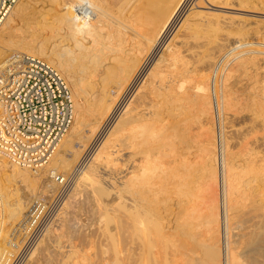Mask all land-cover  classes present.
Segmentation results:
<instances>
[{
  "label": "bare ground",
  "instance_id": "1",
  "mask_svg": "<svg viewBox=\"0 0 264 264\" xmlns=\"http://www.w3.org/2000/svg\"><path fill=\"white\" fill-rule=\"evenodd\" d=\"M24 1L19 0L16 3L0 28V60L6 56L7 51H11L7 45L16 48L12 49L13 51L23 52L13 53L8 58L24 53L31 57L46 58L60 69H57L59 72L64 73L60 72L66 76L65 79L80 102L72 130L63 136L46 164L32 168L0 155V176L11 181V184L6 185L11 194L10 199L12 196L17 198V201L5 198L9 205L5 206L10 210L9 201L13 200L11 204L14 206L16 202V209L20 207V210H23L18 225L23 223L35 200L43 196L53 199L58 195L65 183L63 181L61 186L62 181L58 176L66 178L67 175L62 169L71 170L72 155L81 154L87 142L96 132L98 134L105 120L113 118V123L109 124L111 126L109 130L106 129V135L97 143L98 146L90 160L87 163L83 161L85 164L80 169L77 182L72 183L73 186H69L70 190H67L58 219L52 224L49 235L35 248L29 261L35 259V262L41 264H58L60 257L58 255L55 258L57 247L55 249L52 243L54 240L55 245L65 246L68 243L70 246L69 249H64L65 258L60 264H65V259L70 255L75 257L74 264H264V86L259 88L250 82L258 89L247 93L250 85L245 86L240 95L238 91V96L235 89L239 84L235 83L238 87L233 84L234 87L230 88V79L236 78L233 75L250 63L257 65L256 60L259 59L253 56L245 57L247 49L239 50L236 54L238 56L233 59L236 62L231 64L222 85L219 82L216 85V107L208 72L212 67L206 66L215 65L214 59L223 53L222 48L226 46L221 47L222 44L216 41L220 45L212 52L206 47L208 44H191L192 39L198 42L197 37L201 38L202 33L212 25L217 26V29H222L224 24L233 28L235 26L234 19L229 22L227 17L225 19V16H222L221 19L225 22L219 21L217 17L220 19V15L215 17L214 13L212 15L207 12L209 5H222L224 8V5L228 7L233 3V7H230L233 10L242 8L246 9V12L260 11L264 10V0H192L188 10H185V15L181 13L183 17H180L181 20L177 24L175 21L178 12L187 0H134L136 6L134 5L126 17L121 16L122 11L118 13L119 11L112 10L106 0H59L60 7L56 16L73 43L70 45L62 44L64 40L54 41L50 51L44 43L40 44L37 35L34 38H29L26 34V37H20L19 30L12 24L17 21L15 17L27 19L25 17L32 16L29 15L32 13L29 7L31 4ZM130 1L133 0H113V4L122 7L125 3L127 6ZM55 4L56 2L53 5ZM227 7L225 9H228ZM81 12H87V19L82 18ZM111 12L114 15L112 22L106 20ZM174 23L176 26L173 28L175 30L171 39L164 38L168 40L166 55L154 62L155 65L139 86L137 78L142 72L144 59L158 51L159 42L165 41L160 40ZM225 29L224 31L227 30ZM245 34L241 36L244 37ZM72 44L75 47H72ZM249 50L247 52H250ZM191 61L192 64L196 61L198 66V62H202L200 70L196 64L191 68ZM195 69H198L200 74ZM110 77L114 79L113 84L109 83ZM86 78L92 79H89L92 85L87 82L88 89L91 88V94L93 93L90 96L85 94ZM248 81L246 80V83ZM136 84L138 87L135 88L133 100L130 103L126 101L129 104L125 107L120 104L124 109L116 108L121 97ZM240 86L243 87L242 84ZM231 89H234V95ZM189 102L195 106L193 110L198 125L188 129L191 145L188 146L187 156L180 161L164 160V155L158 150L160 148H156L157 152L153 148L168 140L170 130L178 131L180 121L186 123L188 118L186 121L171 120V123L167 120L172 110ZM231 107H239V110L244 108L246 111L249 109L254 115L253 120L250 118V125L254 122L249 126L250 129H241L245 133L241 137L243 140L236 139L238 143H234L236 147L240 145L241 149L237 152L233 151V141L230 142L227 130L225 131L227 121L223 124L224 131L222 125L220 126L218 142L215 127L213 128V120L216 117L212 115L217 112L220 119L221 111L226 118V111L230 113ZM241 112L239 116L243 114ZM164 113L168 114V118ZM243 126L241 128L246 127ZM238 127L233 130L238 131ZM125 149L129 151L124 156L122 152ZM221 167L224 191L221 189L219 194L220 187L222 188L219 171ZM206 188H209L210 192H207L214 206L212 209L208 208L209 213L203 209L206 205ZM83 190L87 192L86 195H83ZM81 195L86 198L81 199ZM222 198L224 207L221 205ZM168 200L173 203L175 201L177 208L179 207L175 210L176 213L174 212V219L168 218L170 208H163L162 211L160 207L162 202L167 203ZM220 208L224 211H220ZM6 222L4 221L3 230L0 231V241L6 240L7 237ZM78 231L82 236L79 241L76 240L80 237L78 235V238L74 239V232L78 234ZM74 234L75 242L82 240L83 247L80 248V243L76 245L71 240ZM64 235L69 241L68 238L66 240L62 237ZM96 238H100V241L97 242ZM62 240L65 244L60 242ZM96 242L101 246H98L100 251L97 253ZM5 251L8 252L0 248V253H6ZM42 258L44 262H40ZM70 258L67 261H72ZM31 261L28 264H31Z\"/></svg>",
  "mask_w": 264,
  "mask_h": 264
},
{
  "label": "rangeland",
  "instance_id": "2",
  "mask_svg": "<svg viewBox=\"0 0 264 264\" xmlns=\"http://www.w3.org/2000/svg\"><path fill=\"white\" fill-rule=\"evenodd\" d=\"M50 1V0H49ZM56 2V4L58 3V1L59 0H51L50 2H48L47 0H32L31 2H28V0H25L24 2L25 3H30L31 5L29 6L30 7V12L32 11V13L31 14H29V15H32V16H30V17H25V18H27V19H24V17H21V18H19V16L18 17H15V18H17V19H15V20H17V21H14L12 24L13 25H15V28H17V30H19V34L18 33H16V34H18L20 37H26V35H27V37H29V38H34V37H36V35H37V37H38V40L40 41V44L41 43H44L45 45H46V48H47V50H51L52 48V45H54L55 44V42L54 41H63L64 43H62V44H65V43H67V44H70L71 45V42L73 41L72 39V41L71 40H69L70 39V37H69V34L67 33V31L62 27V25H61V23H60V21H59V19L57 18V16H56V14H58L57 12H58V8L60 7V6H58L59 5V3L57 4V7H56V4L55 5H53L55 2ZM108 1H109V3H108ZM106 0L105 2L107 3V5L109 4V6H110V8L112 9V10H114V11H119L118 13H120L121 11V16L122 17H126L129 13H130V11L133 9V7H135L136 5H135V1L133 0V1H130V3H128L127 2V6L124 4L122 7H123V10H122V7L121 6H116V5H114L113 4V0ZM110 1H112V3L110 2ZM125 1H127V0H125ZM129 1V0H128ZM189 1H191L190 3H189ZM193 1L192 0H187V1H185V3L183 4V7H181V9L179 10V12H178V17L176 18L177 19V21H175V23L177 24L180 20H181V18L185 15V12L188 10V8H189V6L191 5V3H192ZM24 3V4H25ZM52 4V5H50V4ZM122 4H123V1L121 2ZM121 4V5H122ZM233 3H230V6L228 5V7L227 6H225L224 5V8H222L223 6L222 5H218V7H213V6H210L209 4V7H208V9H206V11L207 12H211L210 14H212V13H214V14H212V15H214L215 17H217V16H219L220 15V19H219V17H217V19L220 21V20H222L221 19V17L222 16H225V19H226V17H227V19L229 20V22H230V19H234L235 20V22L236 23H238V24H236L235 23V26L236 27H238V28H235V26H234V28L232 27V26H228V25H226V24H224V26H223V28L221 29V28H219L218 27V29H217V26H215L216 27V29H214L215 27H213L214 25H212L211 27H213V29L211 28V27H208V29L205 31L206 33H207V35H206V33L204 32V33H202V35H201V38H200V36H198L197 38H199V40H198V42L197 41H194V39H192L191 40V44L192 45H195V46H197L199 43L201 44V46L203 45L204 46V44L206 45V44H210V42H211V44L208 46V45H206V47L207 48H209L210 49V51L212 50V52L214 51H216L218 48L216 47V46H218V45H220L219 43H221L222 44V46L221 47H224V46H226V47H224V48H222V52L223 53H221V55H219L218 57L216 56V58L217 59H214V61H215V65H208L207 64V68L209 67V66H211L212 68H210V70L208 69V72H209V75H210V82H211V86H213L212 87V90L213 89H215L216 88V85L218 84V82L222 85V83H223V81H224V79H225V75L227 74V72H228V69L230 68V66H232L235 62H236V60H233V59H235V57H237L238 55H236V54H238L240 51L239 50H246V56L245 57H255V58H257V59H259V60H256L257 61V63L259 64V63H261V64H257V65H255V64H252V63H250V64H248L247 65V67L245 68V69H243V70H240V71H238V72H236L233 76H235L236 78H234V80H233V77L230 79V86H232L233 84H234V86H236V87H238V88H236L235 90H237L236 91V93H237V96H238V93H239V95L242 93V90L245 88V86L247 87V86H251L253 83L255 84V85H258V87L260 88V87H263L264 86V55H262V54H264V10H258V11H251V10H247V12L245 11L246 9H239V10H237V9H231L230 7H233V5H232ZM112 5V6H111ZM118 5H120V4H118ZM135 5V6H134ZM187 5V6H186ZM113 6L115 7V8H113ZM54 7V8H53ZM120 7V8H119ZM125 7H126V9H125ZM225 7H227L228 9H225ZM49 8V9H48ZM218 8V9H217ZM187 9V10H186ZM215 9V10H214ZM183 10H184V12H183ZM186 10V11H185ZM197 10H201V9H197ZM221 10V11H220ZM242 10V11H241ZM36 11V12H35ZM44 11V12H43ZM56 11V12H55ZM223 11V12H222ZM229 11V12H228ZM40 12V13H39ZM35 13V14H34ZM183 14V16H182V14ZM234 13H235V15H234ZM37 14V15H36ZM179 14H180V16H179ZM217 14V15H216ZM34 15V16H33ZM112 17H111V16ZM239 15V16H238ZM110 16V18H108ZM109 16L108 17H106V20H108V21H110V22H112V20H114V18H113V13L111 12V13H109ZM232 16V17H231ZM181 17V18H180ZM234 17V18H233ZM23 18V19H22ZM29 18V19H28ZM178 18H180V19H178ZM214 18V17H213ZM223 18V17H222ZM237 18V19H236ZM21 19V20H20ZM36 20V22H35V20ZM175 19V20H176ZM216 18H214V20H215ZM217 19H216V21H217ZM240 19V21L238 22V20ZM25 20H26V22H25ZM241 20L242 21H244V22H241ZM19 21H21V22H19ZM33 21V22H32ZM223 22H225L224 20H222ZM221 21V22H222ZM227 21V20H226ZM17 22V23H16ZM222 22V23H223ZM241 22V23H240ZM175 23L173 24V25H171L170 27H169V30H167L166 32L167 33H165L164 34V36L162 37V39L160 40V41H162L164 38H166V39H168V40H170L171 39V36L174 34V31L173 30H175V29H173V28H175ZM226 23H228V21L226 22ZM250 23V24H249ZM241 24H244V25H242L241 26ZM238 25H240V26H238ZM251 25V26H250ZM173 26V27H172ZM226 26H228V28L230 29V30H228V28L226 27ZM172 27V28H171ZM232 27V28H231ZM242 27V28H241ZM59 30H58V29ZM61 28H62V30H61ZM224 28H226L225 30L226 31H224ZM172 29V30H171ZM221 31H223V32H221ZM247 31H245V30ZM259 29V30H258ZM43 30V31H42ZM55 30H57V31H55ZM212 30V31H211ZM216 32H215V31ZM218 30V31H217ZM241 30V31H240ZM58 31H60V32H58ZM65 31H66V35H64V33H65ZM220 31V32H219ZM245 31V32H244ZM248 31H250V32H248ZM18 32V31H17ZM25 32V33H24ZM56 32V33H55ZM58 32V33H57ZM209 32V33H208ZM219 32V33H218ZM229 32V33H228ZM244 32V33H243ZM262 32V33H261ZM169 33V34H168ZM216 33V34H215ZM218 33V34H217ZM246 33V34H245ZM23 34V35H22ZM24 34H26L25 36H24ZM57 34V35H56ZM62 36H61V35ZM239 36H238V35ZM242 34H245V36L244 37H242L241 35ZM258 34V35H257ZM260 34V35H259ZM206 35V36H205ZM61 36V37H60ZM203 36V37H202ZM205 36V37H204ZM229 36V37H228ZM56 37V38H55ZM246 37V38H245ZM255 37V38H254ZM47 38V39H46ZM197 38L195 39V40H197ZM166 39H164L165 41H162V42H159V47H158V51H156L155 53H152V54H150L149 56H147L144 60V62H143V67H142V72L139 74V76H138V81H137V84L139 85H141L142 84V82H143V80L145 81V77H147V74L149 73L148 71L153 67V65H155V63H156V61H158V59L159 58H162V56H164V54L166 55V53H167V44H168V40H166ZM201 39V40H200ZM204 39V40H203ZM239 39V40H238ZM245 39H246V41H245ZM48 40V41H47ZM206 40V41H205ZM47 41V42H46ZM70 41V42H69ZM201 41H202V43H201ZM216 41L217 42H219V43H216ZM256 41V42H255ZM50 42V43H49ZM194 42V43H193ZM196 42V43H195ZM243 42V43H242ZM246 42V43H245ZM260 42V43H259ZM51 43H54V44H51ZM73 43V42H72ZM199 44V45H200ZM256 44H258V45H256ZM212 45V46H211ZM263 45V46H262ZM74 46V44H72V47ZM236 46V47H235ZM75 47V46H74ZM160 47H162V49L160 48ZM214 47V48H213ZM215 47H216V50H215ZM219 47V46H218ZM232 47V48H231ZM247 47V48H246ZM250 47V48H249ZM7 48H9V49H11V51L10 52H8L7 51V54H6V56L3 58V59H1L0 60V63L2 62V61H4V60H6L10 55H12L13 53H23L22 51H20V50H17V51H13V50H16V48H11V46L10 45H7ZM245 48V49H244ZM250 50H249V49ZM13 49V50H12ZM71 49V48H70ZM234 50V51H233ZM250 51V52H247V51ZM262 50V51H261ZM237 51V52H236ZM253 51V52H252ZM70 52H72V51H70ZM230 54H229V53ZM263 52V53H262ZM158 53H160L159 55H158ZM250 53V54H249ZM252 53V54H251ZM25 54V53H24ZM258 54V55H257ZM261 54V55H260ZM151 56V57H150ZM258 56V57H257ZM37 57H39V56H37ZM220 57V58H219ZM155 58V59H154ZM263 58V59H262ZM39 59H42V60H45V61H47V62H49L51 65H53L49 60H47L46 58H42V57H39ZM148 59V60H147ZM153 61H152V60ZM230 59V60H229ZM232 59V60H231ZM151 62H150V61ZM155 60V61H154ZM260 60H262V61H260ZM232 61H234V62H232ZM238 61V60H237ZM155 62V63H154ZM194 62V61H193ZM198 62V61H197ZM145 63V64H144ZM147 63V64H146ZM200 63V65H201V63L202 62H198V64ZM220 63V64H219ZM222 63V64H221ZM149 64V65H148ZM196 64V67L198 66L197 65V63H196V61L194 62V64H192V61H191V63L189 64V66L192 68H194L195 66H193V65H195ZM232 64V65H231ZM200 65L197 67L199 70H200ZM222 65V66H221ZM254 65V66H253ZM55 68L57 67L56 65H53ZM202 66V65H201ZM148 69H147V68ZM145 68V69H144ZM207 68H206V70H207ZM250 68H251V70H250ZM56 69H58V70H60L58 67L56 68ZM197 69V70H198ZM219 69V70H218ZM258 69V70H257ZM196 69H195V71H197ZM198 70V74H200V71ZM212 70V71H211ZM255 70V71H254ZM243 71V72H242ZM244 71H248V72H244ZM61 73H63L62 71H60ZM242 73V74H241ZM247 73V74H246ZM257 73V74H256ZM64 74V73H63ZM146 76H145V75ZM251 74V75H250ZM253 74V75H252ZM262 76H261V75ZM143 75V76H142ZM245 75H247L248 76V78H251V79H247L246 78V76H245V78H246V80H249L247 83H246V80H245V78H244V76ZM261 77H260V76ZM110 76V75H109ZM114 76V75H113ZM113 76H111V77H113ZM238 76V77H237ZM258 78H257V77ZM66 77V76H65ZM110 77V81H109V83H111V84H113V81L112 80H114L115 79V77H113V78H111ZM142 77H143V79H142ZM217 77V78H216ZM255 77V78H254ZM140 78L142 79V80H140ZM145 78V79H144ZM224 78V79H223ZM243 78H244V80H243ZM253 78V79H252ZM258 79V81H257V79ZM90 80H92L91 78H89ZM88 78H86V84H85V89L87 90L88 89V87L89 86H87V82H88V85H92V83H91V81L89 80ZM217 79V80H216ZM240 79H241V82H240ZM255 79V80H254ZM216 80V81H215ZM220 80V81H219ZM231 80H233V82L231 81ZM237 80H239V81H237ZM263 80V81H262ZM141 81V82H140ZM255 81H256V83H255ZM89 82H90V84H89ZM115 82V81H114ZM239 82V83H238ZM252 84H251V83ZM259 82V83H258ZM238 85H236V84ZM244 83V84H243ZM136 84V86L129 92L128 91V93L126 92L124 95H123V97H121V101L119 102V104L117 105V107L116 108H119L120 110L121 109H124L123 107H125L126 105H128L132 100H133V97L135 96V94H136V89L135 88H137L138 87V85ZM214 84V85H213ZM243 85V87L242 86H240V85ZM259 84H261V85H259ZM263 84V85H262ZM139 85V86H140ZM255 85H254V87H253V85L250 87H248V90H247V93H253L252 91H254V90H257L258 89V87L256 86L255 87ZM70 86V85H69ZM234 86H232V87H230V88H233ZM71 87V86H70ZM91 87V86H90ZM253 87V88H252ZM242 88V89H241ZM251 90H250V89ZM254 88H256V89H254ZM91 88H89L88 89V91H86L85 90V94L86 95H93V93L91 94V90H90ZM241 91H240V90ZM71 90H72V94H73V98H74V102H75V120H74V123H73V125H72V127L70 128V130L68 131V132H70L71 130H72V128H73V126H74V124H75V121H76V116H77V114H78V111H79V107H78V105H79V99H77V97H76V95H75V93L73 92V89H72V87H71ZM217 90V89H216ZM232 91L231 92H233V94L232 95H234L235 94V91H233L234 89H231ZM239 91V92H238ZM133 92H135V93H133ZM89 93V94H88ZM134 94V95H133ZM128 95V96H127ZM131 95V96H130ZM127 97V98H126ZM132 97V98H131ZM92 98V97H91ZM131 98V99H130ZM125 99V100H124ZM130 100V101H129ZM129 102L128 104H127V102ZM120 104L123 106V107H121L120 106ZM125 104V105H124ZM234 107H237L236 105H233ZM194 105L193 104H191L190 102L189 103H184L183 105H181V106H179L177 109H175L174 111L172 110L171 112H170V114H169V116H168V114L166 113V115H165V113H164V116H166V118H168L169 120H167V122L168 123H171L172 121L171 120H173V122H177V121H180L181 119H185V121H186V119L188 118V120L186 121V123H183L182 121H180L179 122V126H178V131H175V130H170V136H169V138H168V140L164 143V144H161V145H155L154 146V150H156L155 152H157L158 150L159 151H161L162 152V154L164 155L163 156V158H164V160H169V161H171V160H173V159H177L178 161H180V160H182V158H184V156H187V152L189 151V149H188V146H190L191 145V140H190V137H189V135H190V133L188 132V129L189 128H193V127H197V125H198V123H197V119H196V114L194 113ZM234 107H231L232 109H235L236 111L238 110V112L240 111H242L243 112V114H242V112H241V116H239V114H240V112L238 113V112H236L235 110L234 111H232V109H230L231 111H230V113L232 114V116H231V114L230 113H228L227 111H226V118H225V116H223L224 114H223V112H221L220 111V119H219V117H218V115L217 114H215V115H212V116H215L216 117V119L214 118V120H213V128H214V131H216L217 132V134H216V132H215V136H216V139H217V142H218V139H219V135H220V126L222 127V131H224V129H223V124H224V122L225 121H227L226 122V124L225 125H227L226 126V128H225V131L227 130V137L229 138V140H230V142L231 141H233V142H231V144H232V146H233V151H235V152H237V151H239V149H241V148H239L240 147V142H239V147H236L235 146V144H236V142L238 143V141L241 139V137H243V134H245V133H243L242 131L243 130H241V129H244V131H246L247 129H250V127L253 125V123L250 125V122H252L251 121V119L253 120V118L252 117H254V115H253V112L252 111H250L249 109H247V111H246V109H240L239 110V107H238V109H236V108H234ZM77 108H78V110H77ZM183 108H184V110H183ZM187 108V109H186ZM186 109V110H185ZM178 110V111H177ZM183 110V111H182ZM244 110V111H243ZM181 111V112H180ZM189 111V112H188ZM229 111V110H228ZM246 111V112H245ZM250 111V112H249ZM236 113V116H234L235 115V113ZM178 113V114H177ZM184 113V114H183ZM237 113H238V115H237ZM177 114V115H176ZM181 114V115H180ZM186 114H188V115H186ZM246 114V115H245ZM251 115V116H250ZM168 116V117H167ZM171 116V117H170ZM249 116V117H248ZM227 117H230V118H232V119H229V118H227ZM233 117H234V119L235 120H233ZM240 117V118H239ZM111 118V117H110ZM179 118V119H178ZM237 118V119H236ZM251 118V119H250ZM224 119H226V120H224ZM112 120V121H111ZM230 122H229V121ZM221 121V122H220ZM236 121V122H235ZM248 121V122H247ZM111 122V123H110ZM234 124H233V123ZM239 122V123H238ZM245 122H246V124H245ZM104 123H105V125H104ZM102 125L103 126H101L100 128L101 129H99V131H98V134H97V132H96V134H94L95 136H93L92 137V139H90L88 142H87V144H86V147L84 148V150L81 152V154H78V155H72V159L73 160H71V165H70V169L71 170H69V168L66 170V169H62L67 175H66V177H68V180L70 181V184H69V186H70V188L73 186V184L74 183H76L77 182V179H78V174H79V172H80V169H82V166H84V164L85 163H87L88 162V160H90V158L92 157V155H93V153L95 152V150H96V147L98 146V144L97 143H99V140L100 139H102L105 135H106V132L109 130V128H110V126L111 125H109V124H112L113 123V118H111V119H107V120H105V122H104ZM108 123V124H107ZM182 124V125H181ZM216 124V125H215ZM229 124V125H228ZM233 124V125H232ZM237 124V125H236ZM215 125V126H214ZM243 127H245V128H241L242 126ZM248 125V126H247ZM109 126V127H108ZM193 126V127H192ZM217 126V127H216ZM230 126V127H229ZM237 126H239L238 127V129L240 130V132H239V130L237 131V130H233V129H237ZM250 126V127H249ZM103 127H105V128H103ZM228 127V128H227ZM233 127V128H232ZM236 127V128H235ZM248 127V128H247ZM104 129V131L102 132L101 130H103ZM106 129H108V130H106ZM171 129V128H170ZM246 129V130H245ZM234 131V132H233ZM237 131V132H236ZM229 132V133H228ZM242 132V136L241 135H239L240 133ZM100 133V134H99ZM104 133V134H103ZM247 133V132H246ZM174 134V135H173ZM219 134V135H218ZM236 134V135H235ZM103 135V136H102ZM235 136V137H234ZM99 137V138H98ZM240 137V138H239ZM189 138V139H188ZM231 138V139H230ZM97 139V140H96ZM238 141H237V140ZM241 140H243V139H241ZM235 141V142H234ZM176 142V143H175ZM178 142V143H177ZM235 143V144H234ZM179 144V145H178ZM90 145H91V147H90ZM161 146H163V147H161ZM180 146V147H179ZM186 146V147H185ZM156 148H160V149H156ZM178 148V149H177ZM183 150H182V149ZM238 150H237V149ZM82 149V148H81ZM88 151H87V150ZM236 149V150H235ZM87 152H86V151ZM168 150V151H167ZM125 151H126V149H125ZM125 151H123L122 153H124V156H125V154H127V152L129 151V150H127L126 151V153H125ZM164 151V152H163ZM184 151V153H182ZM86 152V153H85ZM224 153V152H223ZM87 154V155H86ZM186 154V155H185ZM91 155V156H90ZM172 155V156H171ZM76 156V157H75ZM78 156V157H77ZM86 157L87 158H89V159H86ZM76 158V159H75ZM1 159V158H0ZM83 162V164H81L80 162ZM75 162V163H74ZM75 164V165H74ZM73 166H74V168H73ZM67 171V172H66ZM220 180H221V184H222V188L220 187V191H219V194H221V189H222V191H224V189H223V167H221L220 168ZM76 172V173H75ZM69 173V174H68ZM73 173V174H72ZM71 177V178H70ZM8 180V179H7ZM6 179H4L2 176H0V223H1V225H0V228H1V232H2V230H3V227H2V225L4 224V221L6 222L7 221V219H8V221L6 222V228H5V231H7V232H5V233H7L6 234V240H2V241H0V245H1V249H3V250H11L10 248V246H9V244L7 243V241H9V239H10V235H11V233H12V231L15 229V226H18V221H19V217L21 218V216H22V213H23V210H22V208H21V210H20V207L18 208V209H16L18 206L16 205V202H14V206L12 205L13 204V200H12V202H10L11 201V199H15L16 201H17V198L15 197L14 198V196H12V198L10 199V197H11V194H10V192L8 191V188H7V184H11L10 182L11 181H7ZM10 180V179H9ZM249 180H251V179H249ZM73 181V182H72ZM2 183V184H1ZM62 183L63 182H61L60 184H61V186H62ZM73 183V184H72ZM78 184H80V183H78ZM70 188H69V190H70ZM207 189V188H206ZM68 190V191H69ZM210 190H211V188H210ZM67 191V192H68ZM207 191H209V188L205 191V195H204V199L206 200V202H205V207L203 208L204 209V211L207 213H209V211H207V210H209V209H212L214 206H213V204L211 203V202H213V200L211 199V197L209 196V194H208V192ZM66 192V193H67ZM210 192V191H209ZM83 195H86V193L87 192H85L84 190H83ZM85 193V194H84ZM208 194V195H207ZM83 195H81V199H83V198H86V196L85 197H83ZM223 195V194H222ZM207 196H209V197H207ZM83 197V198H82ZM206 197V198H205ZM5 198L7 199V198H9V203H10V210H9V207H6L5 205L7 204V206H9L8 205V203H7V201L5 200ZM164 198H165V196H164ZM208 198V199H207ZM209 198L212 200H209ZM123 199V198H122ZM166 199V198H165ZM3 200H4V203H3ZM208 201V202H207ZM209 201H210V203H209ZM3 203V204H2ZM12 203V204H11ZM171 203H173V201H167V203L165 202V203H161L162 205L160 206L161 208H162V211L164 210V209H168V208H170L169 209V213H167V215H168V218H173V216H174V214L176 213V211H177V209L179 208H177V206H176V202L174 201V203L173 204H171ZM209 203V204H208ZM171 204V205H170ZM208 204V205H207ZM11 205H12V207H11ZM169 207H168V206ZM221 205H222V207H224V199L222 198V201H221ZM16 206V207H15ZM164 206V207H163ZM176 206V207H175ZM166 207V208H165ZM210 207V208H209ZM212 207V208H211ZM8 208V209H7ZM164 208V209H163ZM172 208H173V210H172ZM206 208V209H205ZM209 208V209H208ZM6 209V210H5ZM9 210V211H8ZM16 210H18V211H16ZM176 210V211H175ZM7 211V212H6ZM15 211V212H14ZM203 211V212H204ZM220 211H224V209H222V208H220ZM6 212V213H5ZM9 212V213H8ZM20 212V213H19ZM175 212V213H174ZM204 212V213H205ZM15 215H14V214ZM6 214H7V216H6ZM10 214V215H9ZM14 216H13V215ZM11 215H12V219H11ZM10 216V217H9ZM80 217L82 218V219H84L83 218V216L82 215H80ZM85 217V216H84ZM16 218V219H15ZM174 219V218H173ZM8 223H9V225H8ZM173 223V222H172ZM248 225H250V224H248ZM11 228V229H7V228ZM10 232V233H9ZM9 233V234H8ZM75 234H76V237H75V234L73 235V236H71L72 238H71V240L73 241V242H75V240L74 239H76V238H78V236H80L79 234H81L79 231H78V234L76 233V232H74ZM49 235V234H48ZM47 235V236H48ZM78 235V236H77ZM65 237H66V235H64ZM64 236H62L64 239H66L67 240V238L68 237H64ZM61 237V238H62ZM75 237V238H74ZM82 236H80L78 239H76L77 241H79L80 239H82L81 238ZM8 238V239H7ZM74 238V239H73ZM63 239V240H64ZM100 239V238H99ZM99 239H97L96 238V240H97V242L98 241H100ZM63 240L62 241H60L62 244L65 242V243H67L65 240H64V242H63ZM53 242V244H54V246H55V249H56V247H57V250H55V252L57 253H55L54 252V254L55 255H57V256H55V258L56 257H58V255H59V257L60 258H58L59 259V262H62L64 259L63 258H65L64 257V253H65V250H67V249H69L70 248V246H68L69 244L67 243L65 246L64 245H58V244H56L55 245V242H54V240H52ZM68 241H69V238H68ZM75 242V244L77 245V243L78 242ZM3 242V244H1ZM81 242H83L82 240H81ZM81 242H79L80 244H81V246H80V244H79V247L81 248V247H83V243H81ZM96 242V244H97V246H96V249H95V253H97V252H99L100 251V249H99V247L101 248V246H100V244L98 245V243ZM5 243V244H4ZM64 243V244H65ZM100 243V242H99ZM99 246V247H98ZM4 247V248H3ZM62 249H61V248ZM58 249L61 251H58ZM65 249V250H64ZM99 250V251H98ZM6 252V251H5ZM61 254H60V253ZM63 254V255H62ZM71 257V255L68 257V259H65V261H64V263L65 264H72L74 261L73 260H75V257H74V255H72V257ZM69 258L70 259H72V261L70 260V261H67V260H69ZM63 259V260H62ZM34 261H31L32 263L31 264H33V262H35V259H33ZM30 261H29V263H30ZM43 261V258H42V260L40 261V262H42ZM67 261V262H66ZM44 262V261H43ZM58 262V264H60ZM41 264V263H39V262H35V264ZM28 264V263H27ZM74 264V263H73Z\"/></svg>",
  "mask_w": 264,
  "mask_h": 264
},
{
  "label": "built area",
  "instance_id": "3",
  "mask_svg": "<svg viewBox=\"0 0 264 264\" xmlns=\"http://www.w3.org/2000/svg\"><path fill=\"white\" fill-rule=\"evenodd\" d=\"M18 1L0 0V28ZM86 13L81 12L82 18L87 19ZM213 96L217 107L215 89ZM74 120L72 90L53 65L24 54L0 63V155L32 168L41 167ZM58 178L65 181L63 189L53 199L43 196L34 201L23 223L11 233V250L0 253V264H27L47 237L63 208L70 183L68 177Z\"/></svg>",
  "mask_w": 264,
  "mask_h": 264
}]
</instances>
